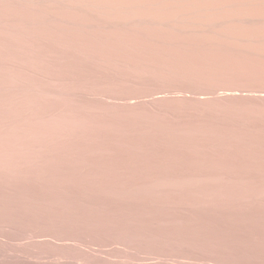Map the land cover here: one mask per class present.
<instances>
[{"label": "rangeland", "instance_id": "rangeland-1", "mask_svg": "<svg viewBox=\"0 0 264 264\" xmlns=\"http://www.w3.org/2000/svg\"><path fill=\"white\" fill-rule=\"evenodd\" d=\"M180 1L0 0V264H264V0Z\"/></svg>", "mask_w": 264, "mask_h": 264}, {"label": "bare ground", "instance_id": "bare-ground-1", "mask_svg": "<svg viewBox=\"0 0 264 264\" xmlns=\"http://www.w3.org/2000/svg\"><path fill=\"white\" fill-rule=\"evenodd\" d=\"M179 1H180V0H179ZM197 1H198V3H199V0H197ZM197 1H196V2H197ZM203 1H204V0H203ZM212 1H213V0H212ZM215 1H216V0H215ZM221 1H222V0H220V2H221ZM223 1H224V0H223ZM225 1H228V0H225ZM241 1H242V0H241ZM243 1H244V0H243ZM180 2H181V1H180ZM180 2H179V3H180ZM186 2H187V1H186ZM193 2H194V1H193ZM217 2H218V0H217ZM220 2H219V3H220ZM239 2H240V1H239ZM244 2H245V1H244ZM253 2H254V1H253ZM259 2H262V1L259 0ZM179 3H178V4H179ZM183 3H184V2H182V4H183ZM208 3H209V1H208ZM208 3H207V4H208ZM219 3H218V4H219ZM221 3H222V2H221ZM227 3H229V2H226V4H227ZM242 3H243V2H242ZM254 3H255V2H254ZM257 3H258V2H257ZM257 3H256V4H257ZM193 4H194V3H193ZM196 4H197V3H196ZM214 4H215V3H214ZM226 4H223V5L225 6L224 8H226ZM175 5H177V4L174 3L173 6H175ZM180 5H181V4H180ZM197 5H198V4H197ZM203 5H204V4H203ZM211 5H212V4H211ZM219 5H220V4H219ZM260 5H261V4H259V6H260ZM198 6H199V8L201 7L200 5H198ZM221 6H222V5H221ZM221 6H220V7H221ZM248 6H249V5H248ZM182 7H183V6H182ZM196 7H197V6H196ZM202 7H203V6H202ZM202 7H201V8H202ZM215 7H217V6L215 5ZM215 7H214V8H215ZM218 7H219V6H218ZM234 7H235V6H234ZM261 7H262V6H261ZM174 8H175V7H174ZM209 8H210V6H209ZM211 8H213V7H211ZM222 8H223V7H221L220 9H222ZM224 8H223V9H224ZM230 8H231V6H230ZM237 8H238V7H237ZM237 8H235V9H237ZM195 9H196V8H195ZM197 9H198V8H197ZM202 9H203V8H202ZM223 9H222V11H223ZM228 9H229V7L226 8V11H228ZM232 9H234V8H232ZM235 9H234V10H235ZM251 9H252V8H251ZM259 9H260V8H259ZM259 9H258V11H259ZM192 10H193V9H192ZM198 10H199V9H198ZM234 10H232V11L234 12ZM243 10H244V9H243ZM255 10H256V8H255ZM263 10H264V8H263ZM217 11H218V10H217ZM226 11H223V12H226ZM230 11H231V9L229 10V12H230ZM185 12H186V11H185ZM188 12H189V11H188ZM215 12H216V11H215ZM215 12H214V13H215ZM218 12H220V10H219ZM218 12H217V15H218ZM229 12H227V13L231 15V12H230V13H229ZM251 12H252V11H251ZM251 12H250V14H251ZM259 12L262 13L261 11H259ZM196 13H197V12H196ZM227 13H225L226 16H227ZM236 13H237V12H236ZM252 13H253V12H252ZM219 14H220V13H219ZM223 14H224V13H223ZM246 14H248V13H246ZM257 14H258V13H257ZM263 14H264V13H262V15H263ZM215 15H216V14H215ZM232 15H233V13H232ZM232 15H231V16H232ZM234 15L237 16V14H234ZM260 15H261V14H260ZM218 16H219V15H218ZM218 16H217V17H218ZM220 16H221V14H220ZM223 16H224V15H223ZM231 16H229V17H231ZM229 17H227V18H229ZM232 17H234V16H232ZM263 17H264V16H263ZM225 18H226V17H225ZM258 18H259V17L256 18V17H254V16L252 17V16H249V15H248V16H245V17H244V16H243V17H240V16L238 17V16H237V17H234L233 19H234V20L236 19L237 22H238V21L242 22V23H240L241 25H242V24H245V23H248V25H249L250 23H251V24H255V23H257ZM217 19L219 20V18H217ZM221 19H223V17H221ZM221 19H220V20H221ZM260 19H262V17H260ZM196 20H198V19H196ZM196 20H195V21H196ZM228 20H229V19H228ZM224 21H227V20L225 19ZM229 21L231 22L232 20H229ZM120 22H121V21H120ZM196 22H197V21H196ZM196 22H195V23H196ZM243 22H244V23H243ZM263 22H264V21H263ZM197 23H198V22H197ZM197 23H196V24H197ZM235 23H236V22H235ZM202 24H203V23H202ZM233 24H234V23H233ZM225 25H226V24H225ZM236 25H237V27H239L238 24H236ZM241 25H240V28L243 26V25H242V26H241ZM227 26H229V24H227ZM244 26H247V25H244ZM244 26H243V27H244ZM254 26H255V25H254ZM261 26H262V25H261ZM224 27H225V26H224ZM233 27L235 28L236 26L233 25ZM243 27H242V28H243ZM249 27H250V26H249ZM251 27H252V26H251ZM257 27H258V26H257ZM257 27H255V28H257ZM263 27H264V25H263ZM263 27H262V28H263ZM225 28H226V27H225ZM225 28H224V29H225ZM244 28H245V27H244ZM253 28H254V27H253ZM245 29H247V28H245ZM249 29H250V28H249ZM251 29H252V28H251ZM258 31H259V29H258ZM238 34H239V33H238ZM254 37H255V36H254ZM235 38H236V37H235ZM243 39H244V38H243ZM243 39H242V40H243ZM256 42H257V41H256ZM255 44H256V43H255ZM228 45H229V44H228ZM241 46H242V45H241ZM234 47H235V46H234Z\"/></svg>", "mask_w": 264, "mask_h": 264}]
</instances>
